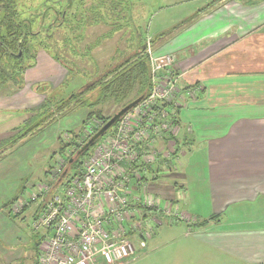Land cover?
<instances>
[{
    "label": "crops",
    "instance_id": "crops-1",
    "mask_svg": "<svg viewBox=\"0 0 264 264\" xmlns=\"http://www.w3.org/2000/svg\"><path fill=\"white\" fill-rule=\"evenodd\" d=\"M156 44L176 54L181 87L197 83L202 90L169 109L172 138L163 132L153 139L148 150L159 156L139 166L142 178L132 179L128 197L149 195L160 201L154 208L160 216H169L164 209L171 206L179 218L173 223L186 222L188 231L178 243L179 252L193 260L190 264H264V0L216 3ZM67 75L60 62L40 50L36 65L25 72L24 87L0 95V137L17 126L3 124L12 113L19 115V125L27 109L42 103L45 95L38 84L56 89ZM194 163L203 165L206 194L196 208L189 205ZM20 199L17 195L11 205L17 213L29 207L20 210ZM36 205L31 232L22 236L0 203V264H39L40 242L49 232L33 226L42 209L40 202ZM159 214L145 211L148 221ZM130 237L135 248L139 245L136 252L147 242L138 234ZM99 264L107 263L100 258Z\"/></svg>",
    "mask_w": 264,
    "mask_h": 264
},
{
    "label": "built area",
    "instance_id": "built-area-1",
    "mask_svg": "<svg viewBox=\"0 0 264 264\" xmlns=\"http://www.w3.org/2000/svg\"><path fill=\"white\" fill-rule=\"evenodd\" d=\"M148 54L151 91L94 146L83 161L82 173L62 182L67 156L72 153L68 149L56 156L47 170L48 180L36 185L31 200L20 199V210L30 201L42 205L33 226L49 233L40 242L39 264H99L100 258L107 264H126L136 252L130 235L146 239L153 233L145 210L159 207L160 201L139 192L128 197L133 193L131 181L142 178L140 165L156 160L158 151L148 150L153 139L174 127L169 109L197 98L202 86L181 87L183 72L176 68L175 53L156 55L148 46ZM96 125L89 124L81 140ZM70 136L64 134L66 140ZM164 210L174 217L172 223L179 219L171 206Z\"/></svg>",
    "mask_w": 264,
    "mask_h": 264
},
{
    "label": "rangeland",
    "instance_id": "rangeland-1",
    "mask_svg": "<svg viewBox=\"0 0 264 264\" xmlns=\"http://www.w3.org/2000/svg\"><path fill=\"white\" fill-rule=\"evenodd\" d=\"M20 1L27 9L26 11L28 13L26 15L30 14L39 17L36 19L35 24L41 22V15H44L45 13V10L42 8V3L45 0ZM245 1L246 0H129L132 20L130 21V16L129 18L122 16L123 19L121 20L124 21H120V26L116 27V24L107 23V20L104 21L107 17H110L109 20H120L121 18L115 15L117 9L115 10L116 5L113 4L112 0H105L103 7L101 6L102 8L96 5L98 0H85L83 6L80 7V11L86 10L87 12V17L85 18L89 21L95 16V14L98 16L103 11V15L99 16V18L102 19L104 17V19H102L104 22L88 25L84 30L86 36L84 40L78 42V45L79 48L82 49L85 43L101 39V43L96 45L91 52L98 62L100 71L105 70L106 66L117 61L116 59H114V61L112 60V57L117 56L118 54L117 49H119L122 54L133 50L130 42H132L134 36V22L136 25V31L143 35V38H147L151 52L156 55H161L165 54V52L161 48H155L158 44L154 45L151 42L152 37L164 30L170 29L191 15H196V13L202 9L209 10L213 5L215 6L216 3L217 6H220L224 3H242ZM91 4L92 7L88 8ZM94 6L97 7L95 9L97 12L92 11L94 10ZM73 12L70 14L66 26H70L71 23L74 24V22L70 20ZM75 13L76 12H74V15H76ZM43 20L45 19L43 18ZM87 24L89 23L87 22ZM71 31V29H68L67 31V34L70 37L65 34V38L68 39L69 43L72 40L71 38L75 36V33ZM41 33L44 43L48 42L50 44L48 49L44 47L45 49L43 48L41 50L50 55L58 54L59 51L54 46H56L59 40L63 38L62 33L55 34L53 37L48 35L47 28L44 31H41ZM86 56L87 54L81 55L79 51L74 60L71 52H68L66 48L65 50H60V57L65 62L64 64L67 65L66 67L71 69L72 76L67 75V78L63 82L64 84H62L63 86L60 85L56 88L58 89L59 97H66L79 88L87 86L88 82L92 79L90 75L92 74L93 66L89 64V60ZM74 61L80 64L82 70L74 63ZM38 86L41 87L39 89L40 92L45 90L46 93H49L52 90L47 83L38 84L37 87ZM5 92H11V90L8 89ZM87 112L88 109L79 108L62 116L56 122L44 127L38 133L21 140L16 148L6 152V155L0 161V203L4 204L7 212H9L6 217H8V219H13L17 223L16 226L20 231V235L25 236L28 232H31L30 226L32 215L36 209V204H38L39 201H30L28 203V209L18 213L12 210V201L17 195L27 201L31 200L30 195L36 191V185L48 180L46 168L49 164H53L54 160L52 158L54 152L56 151L57 154L59 153L61 147L60 136L64 137L66 132L72 134L74 131H78ZM12 114V118L8 119L3 124L6 123L7 126L11 127L18 125V120L15 121V119H18L19 115L17 113V115L15 113ZM3 117H6V115H3ZM173 129L174 128L165 133L166 139L169 140L172 138L170 136L173 133ZM7 134H9V132L3 135L6 136ZM63 139L64 141H67L65 138ZM161 145L162 143H158L155 148H159ZM158 156L159 155L157 154L156 157L158 158ZM202 166V163L193 164L194 173L191 175V180L193 181L192 202L189 203V205L194 208L200 205V203H198L199 200L206 195L204 183H202ZM149 211L154 215L159 214L158 211H155L154 209ZM161 216L163 215L161 214ZM173 218L174 217L171 215H164L163 218H161L163 222L159 223L156 222L154 218H151L149 226L153 228V233L147 237L145 245H140L141 248L139 247V250L134 255V257L136 256L135 264L192 263L193 260H190L188 254L184 253L186 251L179 252L181 242H178L181 239V235L187 230L185 228L186 222L182 220L180 221L181 223H169ZM138 246L136 245V248Z\"/></svg>",
    "mask_w": 264,
    "mask_h": 264
},
{
    "label": "trees",
    "instance_id": "trees-1",
    "mask_svg": "<svg viewBox=\"0 0 264 264\" xmlns=\"http://www.w3.org/2000/svg\"><path fill=\"white\" fill-rule=\"evenodd\" d=\"M104 2L105 0H98L96 5L103 7ZM90 7H92V4L88 8ZM96 8L94 6L92 11L95 12ZM26 10L20 0H0V95L8 89L12 93L22 89L25 85V72L35 66L38 52L44 47L47 49L50 47L48 42L44 43L42 33L35 29L37 16L26 15L28 13ZM203 10L205 9L201 11ZM75 12L76 15L73 13L70 18L74 24L71 23L70 26H66L69 18L66 17L65 22L63 21L62 15H64V12L59 13L61 21L57 28L58 32L62 33L63 38L54 46L58 49L59 55L52 54V57L66 68L68 76H70L71 69L67 68V65L61 59L60 50L66 48L68 52H71L74 60L79 51L81 55L87 54L89 64L93 66L90 75L92 79L87 86L79 88L66 97H59L58 89H52L49 93L43 90L45 97L42 103L37 107L27 109V116L22 123L13 127L8 135L0 137L1 159L7 151L15 148L21 140L38 133L62 116L79 108L88 109L79 130L70 134L69 140L64 141V137L60 136L61 147L58 154H65L68 149L72 151L67 156V163L62 172V182L65 183L82 173L83 161L92 153L94 146L104 136L115 130L119 120L105 134L91 141L100 128L121 108L138 98L143 99L152 89L149 54L146 44L137 46L133 54L126 56L117 64H112L107 71H100L98 62L91 51L101 43V39L85 43L82 49L79 48L78 42L84 40L86 36L82 32L83 27L98 21L104 22L110 17L103 21L104 17L101 19L99 18L100 14L98 16L95 14L88 21L85 18L87 17L86 10H84V13L77 10ZM195 16V14L191 15L170 29L162 31L152 37L151 42L155 44L159 39L169 37L176 29L189 23ZM118 26L120 24L116 25V27ZM68 29L75 33L70 43L65 38V34L68 35ZM50 36L54 37L55 33ZM118 51L120 52V50ZM74 63L82 70L80 64L76 61ZM40 88V86L37 87L38 90ZM167 106L168 104H164V107ZM92 123L97 124L95 131L81 140L87 126ZM56 154L57 152L54 153V155ZM151 209H154V207H149L145 211Z\"/></svg>",
    "mask_w": 264,
    "mask_h": 264
},
{
    "label": "flooded vegetation",
    "instance_id": "flooded-vegetation-1",
    "mask_svg": "<svg viewBox=\"0 0 264 264\" xmlns=\"http://www.w3.org/2000/svg\"><path fill=\"white\" fill-rule=\"evenodd\" d=\"M112 1H113V4L116 5L115 10L117 9V11H115V15L117 17H121V18H120V20H109V19H107V22H109L111 24L119 25L120 24V21L121 22L124 21V20H121V19H123L122 16L125 17V18H129V16H130V21H131L132 20L131 19L132 15H130L129 0H112ZM84 3H85V0H45L42 3V8L45 10V13H44V15H41L42 16L41 22H37L35 24V29L38 32L41 33V31H44L47 28L48 35H51L52 33L53 34L54 33L55 34L60 33V32H58L59 30L57 28V26L60 25L59 23L61 21V15L59 13L60 12H64V15H62L63 16V21H64V19L66 17L69 18L70 14L73 11L75 12V9L78 12L84 13V10L83 11H80V7L83 6ZM100 8H102V7L100 6ZM95 12H97V10ZM101 15H103V11L100 14V16ZM38 18L39 17H37V19ZM43 18L45 20H43ZM98 22H94V23H98ZM61 26H62V24H61ZM135 26L136 25H135V22H134L133 28L135 29V31H134V36H133L132 42H130V45H131V47H132L133 50H131V52H127L125 54H122V52L121 51L119 52L118 51L119 49H117V52H118L117 56H113L112 57V60L113 61H114V59H116L117 61H114L112 64H117L118 62H121L123 59H125L126 56H128L130 54H133L137 46H142L143 44H146L147 47L149 46L148 41H147V38L146 37L143 38V35H141L140 33H138L136 31ZM87 27H88V25L86 27H83L82 28V32H84V30ZM111 65L106 66L105 70H103V71H107V69L109 67H111Z\"/></svg>",
    "mask_w": 264,
    "mask_h": 264
},
{
    "label": "water",
    "instance_id": "water-1",
    "mask_svg": "<svg viewBox=\"0 0 264 264\" xmlns=\"http://www.w3.org/2000/svg\"><path fill=\"white\" fill-rule=\"evenodd\" d=\"M142 98H138L135 101L131 102L130 104L126 105L125 107L121 108L118 112H116L108 122H106L100 130L96 133V135L91 139L93 141L94 139L102 136L105 134L107 130H109L127 111H129L133 106H135L137 103L140 102Z\"/></svg>",
    "mask_w": 264,
    "mask_h": 264
}]
</instances>
